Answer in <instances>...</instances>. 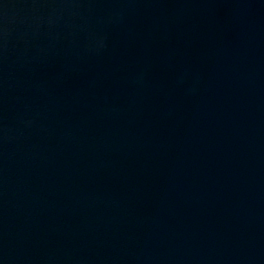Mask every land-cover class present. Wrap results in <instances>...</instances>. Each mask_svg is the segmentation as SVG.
<instances>
[{"label":"water","instance_id":"obj_1","mask_svg":"<svg viewBox=\"0 0 264 264\" xmlns=\"http://www.w3.org/2000/svg\"><path fill=\"white\" fill-rule=\"evenodd\" d=\"M0 264H264V0H0Z\"/></svg>","mask_w":264,"mask_h":264}]
</instances>
